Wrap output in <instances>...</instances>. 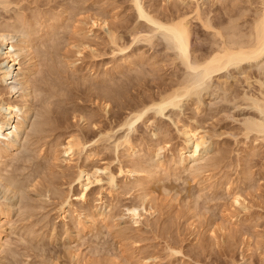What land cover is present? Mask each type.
Segmentation results:
<instances>
[{
	"label": "rangeland",
	"instance_id": "obj_1",
	"mask_svg": "<svg viewBox=\"0 0 264 264\" xmlns=\"http://www.w3.org/2000/svg\"><path fill=\"white\" fill-rule=\"evenodd\" d=\"M257 2L200 0L198 5L142 0L157 18L182 13L191 18L193 58L217 47L235 19L239 33L248 31ZM239 13L245 16L238 18ZM96 15H106L109 28L95 27L90 32ZM207 19L211 27L204 26ZM7 20L36 32L37 67L32 80L37 90L18 136V148L0 163L2 175L12 173L21 184L15 192L0 184V204L4 209L10 207L9 215L0 221V264H264V139H255V133L246 137L242 128L246 118L258 114L243 97L257 91V79L264 81L259 65H243L249 79L241 73L242 67H230L204 80L199 69L191 70L182 63L166 34L152 31L154 26L138 17L133 0H19L9 8L0 5V23ZM108 29L121 36L124 50L114 48ZM22 33L13 32L14 40H20ZM134 34L142 37L134 38ZM144 36L152 37L153 43ZM49 64L57 73L47 75ZM190 78L199 93H194L195 86L175 107L169 106L163 113L151 109L132 127L123 124L134 108ZM46 79L51 81L44 83ZM110 88L121 95L106 100ZM3 92L9 96L8 88L0 84V96ZM189 124L209 134V150L201 165L185 160L180 131ZM72 134L88 145L70 163L60 143ZM126 138L138 149L131 155L125 150ZM159 159L166 163L165 169L160 167L162 171L156 169ZM83 163L89 169L107 167L113 172L134 163L147 171L130 180L119 176L121 186L110 188L112 191L102 173V202H96L97 185L87 202L74 200L72 209L89 210L98 205L108 216L91 221L84 216L88 210H82L80 221L69 211L65 220L61 201L69 193L74 197L73 193L81 192L73 180L76 167ZM149 172L154 177L157 174L156 179L143 188L138 181ZM147 192L148 199L143 201ZM238 192L247 210L233 204L231 196ZM142 202L146 208H140L147 209H142L146 214L142 225L132 226L126 208ZM171 248L181 252L173 253Z\"/></svg>",
	"mask_w": 264,
	"mask_h": 264
},
{
	"label": "bare ground",
	"instance_id": "obj_2",
	"mask_svg": "<svg viewBox=\"0 0 264 264\" xmlns=\"http://www.w3.org/2000/svg\"><path fill=\"white\" fill-rule=\"evenodd\" d=\"M181 1L183 3L187 2V1H193V2L197 3L198 5L200 2V0H181ZM257 1H258L257 4H259V6H258L256 12H254L255 15L253 17V20L251 19V21H252L251 24L248 25V22H247V25L250 26V28H249V30H248V28L245 29V30H248V31H245L246 33L245 32L243 33L242 30H240L241 33H239V30L237 31V29L239 28L240 25L239 24L238 25L233 24V22L238 23V20H237V22H235L236 19L233 18V19H235V21L232 22L231 26L228 25L229 26V27H227V29H228L227 33L228 34L225 32L227 34V36L224 37L225 39L221 36L220 31L217 32V33H220L219 36H221V39L223 38L224 40L220 44L216 43L217 47H213L208 54H205L204 56L198 57V58L192 57L190 42H191V36L193 33V31H192L193 27L191 24V18L186 13L178 14L174 17L172 16V17H169L166 19H160V18L155 17V15H152L150 12H148L146 10V8L144 7V5L142 3V0H133V3H134L135 10L137 11L138 17L140 19H144L147 22L151 23L154 26V28H151L152 31L155 32V31L160 30V31H162V33L166 34V38L168 39V37H169L172 40V44L174 45L173 47L176 49L177 56H178V58L181 59L182 63L187 68H189L191 70H198L199 69L201 71L202 78H204V80H205V78L206 79L210 78L211 76L215 75L216 73H219V71H221L223 69H229L230 67H237V68L242 67L241 73L245 74V79H249L250 76H248V73L245 70V67L243 66L245 63L254 64V62H255L257 65L260 66V69L264 71V0H257ZM250 2H251V0H250ZM18 3H19V0H18V2H15V0H0V5L3 6L4 8H7V7L9 8V6L11 4H17L18 5ZM64 9L66 10V8H64ZM231 14L232 13H230L229 15L231 16ZM243 14L245 16V13H241L238 18L243 17ZM105 16H104V18H99L96 15V17H94L92 19V22H91L92 28L90 29V32H93L95 27L96 28H106V27L109 28V22ZM230 16H229V18H230ZM15 17H16V15H15ZM80 20H81V18H80ZM230 20H232V18ZM13 21H11V22H13ZM15 21H17V19ZM6 22L7 23L4 22L3 24L0 23V84L6 86L8 88L9 96L6 97L4 95L5 92H3L4 97L0 96V163L3 162L2 161L3 157L10 155L11 151L18 148V144H19L17 142L18 136L20 135L22 129H24V127H25L26 118L29 117V113L32 109V103L30 104V101H31V98H33L35 96L34 92L37 90L35 88V85H34V79L32 80V75L36 72V67H37L35 64V58L36 57L34 56L37 54H35L34 45H33V41L35 40L33 38H36L35 37L36 34L34 35V33H36V32H34V29H32L33 32L31 31V29L29 27L30 23L29 24L27 23L28 25L26 24V26H28L30 30H28V29L26 30L25 28H27V27H25L23 25V23L22 24L20 23L19 28H18L17 23H19V22H17V23H11L10 22L9 23L8 20ZM21 22H22V20H21ZM81 22H84V21H80V23ZM230 23H231V21H230ZM204 24H205L204 26H206V27H211L209 19H207V21H205ZM20 26L24 27V29L22 27V29L24 31L20 30L21 29ZM33 27H34V24H33ZM227 29L225 31H227ZM229 29H231V31ZM134 30L136 31L137 29L135 28ZM16 31L23 32L22 33L23 36L20 40H14V38H13V32H16ZM30 31L32 32V34L30 33ZM79 31H81V30H79ZM107 33H108V36L110 37L109 39H111V43L114 44L113 46H115L114 48L117 51H122L125 49V46H122V44H120L121 36L118 35V33L117 34H115V32L111 33L110 29H108ZM139 34L141 35V33H139ZM134 35H135L134 38L142 37V36H139L138 34H134ZM143 35H144V33H143ZM222 35H223V33H222ZM144 38L146 40H148L150 43H153L152 37L144 36ZM170 39H168V40H170ZM81 45L84 46V44H82V43H81ZM79 46H80V44H79ZM115 49H114V51H115ZM78 52H79V50H78ZM22 57H24L25 61L23 60ZM26 62H28L27 65H26ZM172 62L173 63L175 62V58L172 59ZM36 63H37V61H36ZM51 64H52V62H51ZM48 68L50 69V72H49ZM48 68H47V70H45V71H47L46 72L47 75H49L50 73L53 74L54 71H55V73H57V69L55 70L56 67L54 68V66H50V64H49ZM58 69H59V67H58ZM59 73H58V75H59ZM55 76L57 79V77H58L57 74ZM51 78H52V76H51ZM218 78H220V77H218ZM190 79H188L189 81L184 80L185 82H182L183 81L182 80L181 83H179L180 85H177L176 88L174 87V89H171L167 93L164 92L165 94H161L158 98L151 100L149 103H147L143 106H139L137 108H134L129 113V116L127 117V119H125L123 124L125 126L128 125V126L132 127L133 125H135V123L137 121L143 120L144 117H146L147 112L151 109H155L157 113H163L164 110L166 108H168L169 106L175 107L176 105L179 104V102L183 99L184 96H186V95L189 96V94H192V89L195 86L196 87L194 88L195 89L194 93H197L198 92V91L196 92L197 84L194 86V84L191 83L192 78H190ZM41 80H42V78H41ZM47 80H49V79H46L45 82L44 81L43 82L46 83ZM52 80H53V78H52ZM49 81H51V79ZM192 82H194V81H192ZM250 82H248L249 85H250ZM256 82H257L256 84H258V86L256 88L257 91L255 90L256 92L253 91V92H251V94L245 93L244 97L243 96L242 97L244 98L245 101H247V103H249L253 108H255L258 111V114L257 115L255 114V116L252 115V116L246 118L243 121V124H242L243 127L242 128H243V131H244V134L246 137H248L250 133H255L257 135L256 136L257 138H255V139H258V138L264 139V81L261 79H257ZM222 83H225V80ZM36 87H37V85H36ZM43 87L44 86H42V89H43ZM107 94L108 95H106V100H108V98H109V100H111L110 98L117 99L118 96L121 95V93L119 95L118 91H115L114 89H111V88L107 91ZM107 105L108 104H105V108L107 107ZM23 108H25L24 112H23ZM196 108H198V107H196ZM48 119H49V117H48ZM147 121H148V119H147ZM201 131H202V129L200 130L199 126H196V125L191 126L190 124L189 125H183L181 128V131H180L182 134L183 142L185 144V149H186L185 160L190 159V160L194 161L196 164L197 163L199 164L202 160L205 159V156L207 155L208 150H209L208 149L209 143H208L207 137H206L209 134L207 132L204 133ZM129 140L126 138V143L124 141V143L127 144L126 145L127 148L125 150L129 154L135 153L138 149L136 148V146L134 144H132V142L130 143ZM60 144L62 147V152L67 157V158H65V160L68 162L70 161V163L73 161L74 158L77 157L76 155L80 156L88 145L86 143H82V141L79 140L78 136H74V135L68 137V139L65 142H62ZM117 144H116V146H117ZM161 148H163V147H161ZM183 150H184V148H183ZM87 154H86V156H87ZM93 155L94 154H92V157H93ZM86 158L87 159L89 158V160L92 159V158H90V155H88ZM207 158H209V156ZM89 160H87V161H89ZM159 160H158V163L156 164V166L159 167V168H156L157 170H160L163 167V165L166 164L163 162V160H160V161ZM185 160H184V162H185ZM134 163H135V161H134ZM134 163H129V164L125 165V167L120 166L118 172H116V171L113 172L112 170H109V168H107V167L98 168V166L97 167L94 166L92 168L90 167L91 169H89L87 167V165L84 163H83V165L78 164L79 166L77 165L78 167H76L77 172L75 175V179L73 181H75L74 183L77 184L78 187L81 189V192L80 193L78 192L79 193L78 195H75V193H73L74 197H73V195H70V193H69L67 196L65 195L64 199L62 198L63 200L61 201V208L59 207L60 210H62V212L64 213V216L62 215L63 216L62 218H64L66 220V218L68 217V216L66 217V214L69 213V211H70L72 213L75 212L76 219L77 220L80 219V221H81L80 217L82 214H84L82 212L83 208L81 210L77 207L75 209H72V207L74 206V200H81L83 202H87L89 199L88 196L90 194H92L93 191H95V189H96L94 186L98 185V189H100L98 191V193H99L98 194L99 195L98 200L99 201L96 200V202L97 203L102 202V201H100L101 199H104V198H102V195H103L102 190L104 189V186H103L104 184H101L102 181L104 180L102 178V173L105 174L107 185L109 186V189L110 188L113 189V188L121 186L122 182H120V180L118 179L119 176L123 175V177L125 179L129 178V180H130L131 177L135 178V175H137L139 173H143L144 171L145 172L147 171L145 168L139 167L137 165L138 162H137V164H134ZM169 164H170V162H169ZM202 164H203V162H202ZM200 165H201V163H200ZM193 167H195V166H193ZM198 167H200V166H198ZM163 168L165 169V167H163ZM168 168H169V166H168ZM161 171H162V169H161ZM195 171H193V173ZM199 171L200 170H198V172ZM155 173H157V172L155 171ZM156 176H157V174L155 175V177ZM248 176H250V172H249ZM153 177H154L153 172H149L144 177H142L143 180H141V182L138 181V183L140 186H143V188H144L147 186V184L149 185V183H151L153 181L152 180ZM155 177H154V179H156ZM37 183H38V181H37ZM0 184H3L5 187H7V189L14 190V192H15V190L19 189V186L21 185V184L19 185V181L16 179V177L14 175H12V173H11V175L3 176L1 172H0ZM135 184H136V182L134 183V187H135ZM72 186L73 185H71V190L73 191ZM230 188H231V186H230ZM71 190H70V192H71ZM110 191H112V190L110 189ZM228 191H229V189H228ZM141 193H142V191H141ZM231 197H232V199H234V200H232L233 204L235 203L238 207H241L244 210L248 209V207H247L248 205L245 204V201H244V199H242L239 192L232 194ZM147 199H148V192L145 193V197L143 198V201H145V200L147 201ZM2 205L0 204V221H1L2 216H8L10 213V207H9V209L8 208L4 209ZM99 205H100V203H99ZM141 205L144 206V202H142V204L140 203L139 205L138 204L136 205L134 203V205L126 208V212H128L127 213L128 220L132 226L139 227L140 225H142V219L144 218V215H146V214L143 213L144 211L142 210L145 206L143 208L142 207L140 208ZM151 205L152 204L150 203L149 207H151V210H152V208H154V210H155V207L154 206L152 207ZM96 206L98 207V205H96ZM96 206L95 205L93 206L94 209H91V208H89V210L85 209V210H88V215L85 212V210H83L86 213V214H84V216L86 215L87 217H89L91 221H93V220L95 221L96 218H98V220H99V218L103 219V218L108 216L107 214H105V212H107V211L103 210L105 212H103V211L101 212L98 208H96ZM145 208H144V210L147 212V209H145ZM154 210H152V211L154 212ZM148 211H149V209H148ZM150 214H152V213H150ZM103 222H105V221H103ZM91 223H93V222H91ZM222 228H224V226ZM2 231H3V229L0 226V246L2 245V242H1L2 241ZM171 251L172 252L173 251L181 252L179 250L177 251V249L176 250L172 249ZM140 263H142V262H140ZM145 264H150V263L145 262Z\"/></svg>",
	"mask_w": 264,
	"mask_h": 264
}]
</instances>
